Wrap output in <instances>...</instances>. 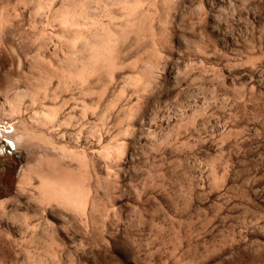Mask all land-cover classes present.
<instances>
[{
  "label": "rangeland",
  "instance_id": "rangeland-1",
  "mask_svg": "<svg viewBox=\"0 0 264 264\" xmlns=\"http://www.w3.org/2000/svg\"><path fill=\"white\" fill-rule=\"evenodd\" d=\"M0 264H264V0H0Z\"/></svg>",
  "mask_w": 264,
  "mask_h": 264
},
{
  "label": "bare ground",
  "instance_id": "bare-ground-1",
  "mask_svg": "<svg viewBox=\"0 0 264 264\" xmlns=\"http://www.w3.org/2000/svg\"><path fill=\"white\" fill-rule=\"evenodd\" d=\"M46 192H48V191H46ZM70 192H72V191H70ZM49 193V192H48ZM47 195V194H46ZM42 196H44V195H42ZM73 198V197H72Z\"/></svg>",
  "mask_w": 264,
  "mask_h": 264
}]
</instances>
